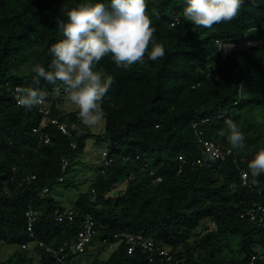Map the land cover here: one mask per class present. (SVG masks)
Wrapping results in <instances>:
<instances>
[{
	"label": "trees",
	"instance_id": "1",
	"mask_svg": "<svg viewBox=\"0 0 264 264\" xmlns=\"http://www.w3.org/2000/svg\"><path fill=\"white\" fill-rule=\"evenodd\" d=\"M76 2L0 0V241L19 247L0 264H83L75 259L79 254H89L88 264H248L257 254L256 264H264V223L245 215L264 203V175L253 184L247 168L264 148V0H245L237 18L212 29L185 22L182 0H147L165 55L150 61L146 51L144 63L128 68L117 67L110 56L101 59L94 70L113 82L103 99L99 134L82 124L79 108L67 112L60 106V81L33 83L34 65L47 67L48 49L62 38V9ZM16 87L44 91L52 101L50 118L67 123L71 135L50 120L42 125L37 106H18ZM226 119L241 126L245 146L215 158L199 136L229 150L218 135ZM89 138L104 142L112 161L105 165L102 152L89 189L64 207L52 188L80 187L69 172ZM31 174L36 178L20 184ZM31 209L38 215L33 235ZM58 209H73L74 218L56 220ZM88 215L95 233L83 252L68 249L59 262L38 244L58 249L71 243ZM120 233L152 239L171 259L158 252L150 258L139 247L130 253L126 240L115 237ZM24 243L34 250L22 248Z\"/></svg>",
	"mask_w": 264,
	"mask_h": 264
},
{
	"label": "clouds",
	"instance_id": "2",
	"mask_svg": "<svg viewBox=\"0 0 264 264\" xmlns=\"http://www.w3.org/2000/svg\"><path fill=\"white\" fill-rule=\"evenodd\" d=\"M182 16L197 28L212 29L230 23L245 6V0H182ZM147 0H77L74 6L62 9L57 29L62 38L48 49L50 63L35 64L33 83L40 80L60 81L70 102L78 106L83 125L96 126L105 118L103 99L113 78L94 70L105 56L117 67L128 68L147 60L156 61L165 55V46L154 38L156 31L146 13ZM151 48L149 49V45ZM17 105L26 111L45 102L47 95L38 87H19ZM226 138L229 151L245 146L241 126L232 119L218 131ZM252 183L264 175V148L248 161ZM213 224V223H212ZM211 224V225H212Z\"/></svg>",
	"mask_w": 264,
	"mask_h": 264
},
{
	"label": "built area",
	"instance_id": "3",
	"mask_svg": "<svg viewBox=\"0 0 264 264\" xmlns=\"http://www.w3.org/2000/svg\"><path fill=\"white\" fill-rule=\"evenodd\" d=\"M18 87H16V90ZM67 93L64 92L63 88L60 90L59 100L64 101L65 96ZM51 99L47 97L45 102L38 107L41 115H42V125L45 124L48 120H50L52 123L58 124L59 128L68 135H71L70 130L68 129L67 123H60L56 118H50L51 116ZM37 129H35L36 131ZM199 142L204 147L206 152H208L211 156L215 158H221L224 159L226 156L231 153V151L227 150L225 151L222 149V147L217 144L214 141H208L204 139L202 136H199ZM72 145L75 147L76 143L73 142ZM104 156V162L105 165H108L111 163L112 158L108 156L107 152H103ZM180 159L183 163H186V159L183 156H180ZM196 163L202 164L203 161L201 159H197ZM67 165V161L64 163V167ZM36 176L34 174L31 175H24L21 178L20 184L23 182H29L35 179ZM157 180H161L160 177L157 178ZM242 180L244 184L248 183V174L245 171H242ZM44 192H48V188H45L43 190ZM245 215L254 221H258L259 224L264 223V203H258L252 208H250ZM37 212L34 210H30L28 212V230L31 231L33 235V225L35 221H37ZM55 217L58 221H64L65 219L72 220L74 218V210L73 209H58L55 211ZM215 227L214 224L211 225V228ZM95 233V221L92 218V216L88 215L85 217L83 222V227L79 231L78 236L75 240H73L71 243H66L62 246H60L58 249H55L51 246H46L43 242H38L40 246H43L46 248L48 252H53L59 262L65 261V252L68 249L74 250L76 252H83L85 250L86 245L90 240L92 239L93 235ZM116 238L120 240H126V242L129 244V252H133V250L137 247H139L143 252L147 253L150 258H153V255L155 252H158L160 256L163 257V259L170 260L171 255L169 254V251L166 249H161L158 246L155 245L154 241L148 237L137 235L133 233H120L115 235ZM30 243H24L22 244V248L29 247ZM115 244H111L110 247H114ZM258 255L252 254L250 260L248 261V264H256Z\"/></svg>",
	"mask_w": 264,
	"mask_h": 264
},
{
	"label": "rangeland",
	"instance_id": "4",
	"mask_svg": "<svg viewBox=\"0 0 264 264\" xmlns=\"http://www.w3.org/2000/svg\"><path fill=\"white\" fill-rule=\"evenodd\" d=\"M242 45H229V49L241 48ZM58 97V94L55 95ZM60 106L67 112L76 111L78 106L70 102L68 96H65V100ZM105 121H101L98 125L89 127L90 131L95 134H99L104 130ZM87 147L82 154L77 158V161L73 163L72 170L69 172V176H74L75 180L79 182V186L76 189H66L63 186H55L52 188L51 195L61 200L64 207H70L73 202L76 201V195L81 191H87L89 186L95 179V168L97 165L101 164L102 152L107 150L106 144L102 141L98 142L94 138H89L87 142ZM62 189L65 190L64 197H61L60 192ZM119 190V189H118ZM19 248L17 245H7L0 241V260L7 259L12 254L13 250ZM32 251L34 250V245H29L28 247ZM112 252L111 247H109L103 254L104 257H108ZM89 254H79L75 259L83 264H88L87 258Z\"/></svg>",
	"mask_w": 264,
	"mask_h": 264
}]
</instances>
